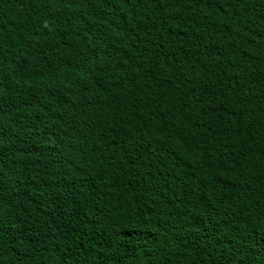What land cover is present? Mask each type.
<instances>
[{"label": "trees", "instance_id": "1", "mask_svg": "<svg viewBox=\"0 0 264 264\" xmlns=\"http://www.w3.org/2000/svg\"><path fill=\"white\" fill-rule=\"evenodd\" d=\"M0 264H264V0H0Z\"/></svg>", "mask_w": 264, "mask_h": 264}]
</instances>
